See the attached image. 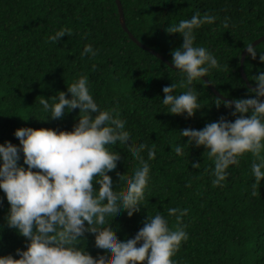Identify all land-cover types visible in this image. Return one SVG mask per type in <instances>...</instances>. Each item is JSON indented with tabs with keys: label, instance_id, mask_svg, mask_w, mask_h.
Wrapping results in <instances>:
<instances>
[{
	"label": "trees",
	"instance_id": "obj_1",
	"mask_svg": "<svg viewBox=\"0 0 264 264\" xmlns=\"http://www.w3.org/2000/svg\"><path fill=\"white\" fill-rule=\"evenodd\" d=\"M120 2L128 30L170 62L182 36L167 32V27L193 13L214 15L212 23L194 29V44L211 50L221 65L204 77L228 99L254 95L247 91L249 87L240 75L239 60L244 44L264 34V0ZM60 28L71 31L51 41L49 37ZM86 43L97 50L95 56L80 55ZM257 45H264V40ZM258 55L255 59L246 55L242 65L252 85L251 75L264 71ZM80 75L88 76L89 89L100 107L115 109L113 114L125 121L136 144L155 145L139 211L131 216L122 211L108 225L117 238H130L146 215L159 211L169 227L179 223L188 233V239L171 257L176 264H264V177L253 194L250 171L256 157L242 154L238 164L229 166L223 186H214L213 162L207 150L203 145L187 144V137L179 133L185 127L199 129L221 115L234 118L229 114L231 108L213 103L217 96L205 80L201 77L192 82L201 104L192 116L168 113L167 106L160 102L162 87L173 82L177 84L175 92L185 91L187 85L181 87L183 74L129 38L119 23L115 0H0V143L7 139L18 145L13 130L20 126L70 129L78 119V109L59 119H44L47 114L39 98L54 96L57 90L70 95L66 86ZM177 144L182 147V155L173 151ZM112 147L119 152L120 160L108 174L116 191L123 192L127 185L119 182V176H130L140 162L124 147ZM141 155L147 159V148ZM194 161L200 162L199 167H192ZM18 163H23L22 158ZM169 207L188 211L177 221L175 215H168ZM7 209L0 190V255L11 253L16 257L15 249L24 248L26 238L4 222ZM84 235L83 247L93 257L99 254L111 258L110 253L95 247L92 233Z\"/></svg>",
	"mask_w": 264,
	"mask_h": 264
},
{
	"label": "clouds",
	"instance_id": "obj_2",
	"mask_svg": "<svg viewBox=\"0 0 264 264\" xmlns=\"http://www.w3.org/2000/svg\"><path fill=\"white\" fill-rule=\"evenodd\" d=\"M215 19L212 14L193 13L190 18L167 27V32L182 36V43L171 52V63L183 74L181 87L187 85V88L177 93V84L173 82L162 87L164 95L160 102L167 106L166 112L190 117L201 107L192 82L208 77L211 69L221 65L211 50L194 44V29ZM227 23L225 18V28ZM70 31L60 28L49 39L56 42ZM258 38L264 40V34L244 44L245 55L255 59L259 53V61L264 62V45L252 43ZM96 51L91 43H86L80 55L95 56ZM249 79L254 87L247 91L254 95L233 97L231 101L216 97L213 101L217 107L223 104L231 108L229 114L233 119L221 115L199 129L185 127L179 133L187 137V144L203 145L207 150L213 162L211 183L214 186H223L229 166L238 164L242 154L251 153L256 157L250 165L255 194L264 177V157H261L264 99L260 98L264 97V71ZM66 91L70 95L57 90L54 96H49L51 102L49 97L40 95L39 104L47 114L44 119H59L66 112L78 109V119L70 129L20 126L13 130L18 145L7 139L0 143V190L8 204L4 222L26 238V246L15 249L17 256L0 255V264H176L171 257L182 241L188 239V233L179 223L169 227L161 212L146 215L143 225L127 239H118L108 226L122 211L128 216L139 211L150 178L148 160L155 156V145L136 144L132 140L125 121L113 114L115 109L101 108L97 103L87 75H80L69 83ZM113 145L124 147L140 162L130 176H119V182L127 185L123 192L116 191L108 174L120 160ZM146 148L147 159L141 155ZM173 151L176 155L183 154L179 144ZM21 158L23 163H18ZM199 163L192 162V167H199ZM187 211L177 207L167 209L168 215H175L177 221ZM86 232L93 234L98 250L111 254L110 259L99 254L93 257L85 250Z\"/></svg>",
	"mask_w": 264,
	"mask_h": 264
},
{
	"label": "water",
	"instance_id": "obj_3",
	"mask_svg": "<svg viewBox=\"0 0 264 264\" xmlns=\"http://www.w3.org/2000/svg\"><path fill=\"white\" fill-rule=\"evenodd\" d=\"M115 3L117 5V11H118V18H119V23L121 25V28L127 33V35L129 36V38L137 44V46H139L140 48L142 49H145L147 50L148 52H150L151 54H153L154 56H156L157 58H159L160 60H162L163 62H165L170 68H173V69H176L174 65H172V63L170 61H168L161 53H159L158 51L154 50V49H151L147 46H145L143 43H141L138 39H136L133 34L128 30L126 24H125V19H124V14H123V10H122V6H121V2L120 0H115ZM261 41L263 40H259L256 39V40H253L252 43L255 44V43H260ZM245 47L243 48L241 54H240V60H239V63H240V69H239V72H240V75L243 79V81L245 82L246 86L247 87H254V85L250 84L248 79L246 78V74L244 73L243 71V68H242V65H243V61H244V58H245ZM202 78L205 80L206 84L208 85V87L210 88V90L219 98L221 99H226V100H229L231 101V99H228L226 97H224L223 95H221L215 88L214 86H212L209 82H208V79L204 76H202ZM261 99H264V97H260Z\"/></svg>",
	"mask_w": 264,
	"mask_h": 264
}]
</instances>
